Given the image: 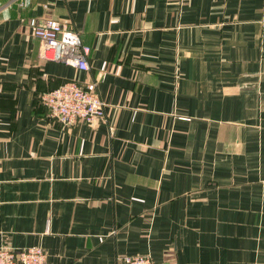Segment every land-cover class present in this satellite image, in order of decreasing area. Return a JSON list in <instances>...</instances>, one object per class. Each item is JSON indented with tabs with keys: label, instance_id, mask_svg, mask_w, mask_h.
Here are the masks:
<instances>
[{
	"label": "crops",
	"instance_id": "0c3cea01",
	"mask_svg": "<svg viewBox=\"0 0 264 264\" xmlns=\"http://www.w3.org/2000/svg\"><path fill=\"white\" fill-rule=\"evenodd\" d=\"M32 17L75 28L90 69L41 58ZM71 79L105 118L48 114L43 93ZM193 122L217 123L213 158L204 130L192 156ZM2 246L264 264V0H0Z\"/></svg>",
	"mask_w": 264,
	"mask_h": 264
},
{
	"label": "built area",
	"instance_id": "2783aa9c",
	"mask_svg": "<svg viewBox=\"0 0 264 264\" xmlns=\"http://www.w3.org/2000/svg\"><path fill=\"white\" fill-rule=\"evenodd\" d=\"M29 26L41 41L40 56L47 61L63 62L80 70H89L90 47L69 23L54 18L32 17ZM83 86L76 79L43 93L42 102L48 114L65 126L77 121L94 123L106 116V104L93 88ZM0 264H47V252L41 246L15 248L0 247ZM117 264H156L148 254L120 256Z\"/></svg>",
	"mask_w": 264,
	"mask_h": 264
},
{
	"label": "rangeland",
	"instance_id": "374dc122",
	"mask_svg": "<svg viewBox=\"0 0 264 264\" xmlns=\"http://www.w3.org/2000/svg\"><path fill=\"white\" fill-rule=\"evenodd\" d=\"M209 70H212L209 69ZM194 77H197V76H194ZM206 77V76H204ZM208 78H211V77H217V75H215L214 73L212 74H209L207 75ZM176 78V84L178 85L179 83H181L185 78L186 76L183 75V74H176L175 76ZM211 84V83H209ZM199 101V97L197 98H194L193 97V103L194 102H198ZM198 107L194 106L193 105V116L194 117H198L199 116V113L200 111L197 110ZM216 125L217 123L216 122H208V123H196V122H193L192 123V127H191V131H192V156L194 157L198 152L200 153V150H198V147L200 145V142L202 140H204V134H203V130L207 132L208 134V147L207 146H204V147H207V152L204 151L202 153H207V156H210L211 158H213V154L214 153V144L212 143L213 140H212V136L215 135V131H216ZM201 138V140H200ZM212 143V145H211ZM179 145H177L178 147Z\"/></svg>",
	"mask_w": 264,
	"mask_h": 264
}]
</instances>
